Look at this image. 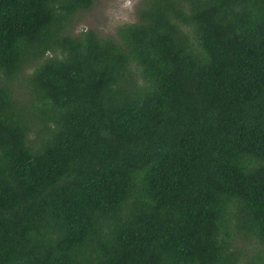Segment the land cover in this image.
Instances as JSON below:
<instances>
[{
	"label": "trees",
	"instance_id": "trees-1",
	"mask_svg": "<svg viewBox=\"0 0 264 264\" xmlns=\"http://www.w3.org/2000/svg\"><path fill=\"white\" fill-rule=\"evenodd\" d=\"M0 0V264H264V0Z\"/></svg>",
	"mask_w": 264,
	"mask_h": 264
},
{
	"label": "rangeland",
	"instance_id": "rangeland-1",
	"mask_svg": "<svg viewBox=\"0 0 264 264\" xmlns=\"http://www.w3.org/2000/svg\"><path fill=\"white\" fill-rule=\"evenodd\" d=\"M141 0H94L93 8L78 14L72 33L95 30L102 36L114 35L117 28L136 21L135 8Z\"/></svg>",
	"mask_w": 264,
	"mask_h": 264
}]
</instances>
